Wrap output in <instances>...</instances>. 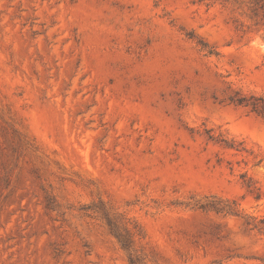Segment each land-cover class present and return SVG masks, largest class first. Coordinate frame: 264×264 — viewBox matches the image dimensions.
<instances>
[{
    "label": "rangeland",
    "instance_id": "374dc122",
    "mask_svg": "<svg viewBox=\"0 0 264 264\" xmlns=\"http://www.w3.org/2000/svg\"><path fill=\"white\" fill-rule=\"evenodd\" d=\"M264 0H0V264H264Z\"/></svg>",
    "mask_w": 264,
    "mask_h": 264
},
{
    "label": "trees",
    "instance_id": "16d2710c",
    "mask_svg": "<svg viewBox=\"0 0 264 264\" xmlns=\"http://www.w3.org/2000/svg\"><path fill=\"white\" fill-rule=\"evenodd\" d=\"M234 105L242 106L248 109L251 113L256 116L264 118V97L240 96L232 101Z\"/></svg>",
    "mask_w": 264,
    "mask_h": 264
}]
</instances>
